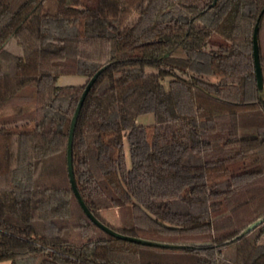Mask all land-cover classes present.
Segmentation results:
<instances>
[{
	"label": "trees",
	"instance_id": "trees-1",
	"mask_svg": "<svg viewBox=\"0 0 264 264\" xmlns=\"http://www.w3.org/2000/svg\"><path fill=\"white\" fill-rule=\"evenodd\" d=\"M48 1L0 0V264H264V0Z\"/></svg>",
	"mask_w": 264,
	"mask_h": 264
},
{
	"label": "rangeland",
	"instance_id": "rangeland-1",
	"mask_svg": "<svg viewBox=\"0 0 264 264\" xmlns=\"http://www.w3.org/2000/svg\"><path fill=\"white\" fill-rule=\"evenodd\" d=\"M47 5L49 6V8H52V9L55 8V2L52 0L48 1ZM8 47L12 50H16V51L18 50V44L14 39L8 43ZM1 69L3 71H5L6 65L0 59V70ZM167 81H168V78L165 79V82H167ZM83 82H85V78H83L81 76L65 75V76L60 77V79H59L60 84H74V83H83ZM34 90H35V86L32 84V85H28L27 87L23 88L21 90V92L28 94V93H33ZM16 110H17V108H14V107L1 109L0 114L10 113V112H13ZM153 121H154V115L151 112L140 115V117L138 119V122L141 124H149V123H152ZM240 133L242 136H248V135H253L254 133H256V130L255 129H242ZM128 161L130 163L129 155H128ZM107 214H108V216H107L108 220H110L111 222L115 221L114 223L118 222V217H116L118 215V212L116 209H112V211L110 210L109 212H107ZM263 242H264V238H263Z\"/></svg>",
	"mask_w": 264,
	"mask_h": 264
},
{
	"label": "water",
	"instance_id": "water-1",
	"mask_svg": "<svg viewBox=\"0 0 264 264\" xmlns=\"http://www.w3.org/2000/svg\"><path fill=\"white\" fill-rule=\"evenodd\" d=\"M255 44V56H256V61H257V67H258V70L260 72V68H259V64H258V48H257V41L255 40L254 42ZM262 221H264V217L254 221L253 223H251L248 227H246L239 235H237L234 239H238L239 237L241 236H244L246 235L247 233H249L250 231H252L257 225H259ZM146 241V240H144ZM150 244H154V245H167V244H163V243H160V242H151V241H146Z\"/></svg>",
	"mask_w": 264,
	"mask_h": 264
}]
</instances>
